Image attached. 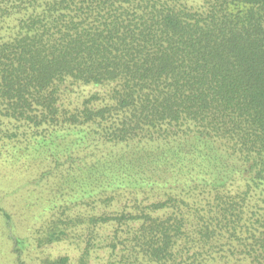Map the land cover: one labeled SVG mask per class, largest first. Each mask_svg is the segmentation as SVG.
Listing matches in <instances>:
<instances>
[{
	"label": "trees",
	"instance_id": "trees-1",
	"mask_svg": "<svg viewBox=\"0 0 264 264\" xmlns=\"http://www.w3.org/2000/svg\"><path fill=\"white\" fill-rule=\"evenodd\" d=\"M0 167L75 264H264V0H0Z\"/></svg>",
	"mask_w": 264,
	"mask_h": 264
},
{
	"label": "rangeland",
	"instance_id": "rangeland-1",
	"mask_svg": "<svg viewBox=\"0 0 264 264\" xmlns=\"http://www.w3.org/2000/svg\"><path fill=\"white\" fill-rule=\"evenodd\" d=\"M97 89L98 87L91 85L81 86L76 94L87 95ZM28 176L27 172L24 175H18L0 167V205L10 212L15 224L11 229L0 215V264H40L37 263L38 259L36 260V258L46 255L51 258L68 255L69 264H75L76 249L65 241L52 243L39 249H35L32 245L30 233L33 232V227L39 226L43 212L37 207L39 203L37 189L32 191V196H27L29 188H31L28 185ZM17 188L21 195L4 196L11 191L16 192ZM25 199L30 203L29 205H25ZM16 236L26 239L28 243L21 252L15 251L14 238Z\"/></svg>",
	"mask_w": 264,
	"mask_h": 264
}]
</instances>
